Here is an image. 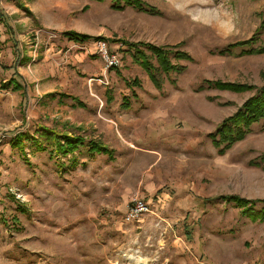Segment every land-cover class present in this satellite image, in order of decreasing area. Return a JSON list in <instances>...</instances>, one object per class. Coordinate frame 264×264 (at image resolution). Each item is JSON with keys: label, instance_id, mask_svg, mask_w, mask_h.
<instances>
[{"label": "rangeland", "instance_id": "1", "mask_svg": "<svg viewBox=\"0 0 264 264\" xmlns=\"http://www.w3.org/2000/svg\"><path fill=\"white\" fill-rule=\"evenodd\" d=\"M141 1L159 14L111 0H0L8 16L0 85L15 75L25 86L0 88V264H264V221L222 199H264V126L223 154L208 136L255 89L204 82L264 84V54L222 52L253 36V48L264 45V0ZM194 11L210 13L219 29ZM65 31L106 37L120 63L107 69L102 41L77 43ZM123 41L183 50L193 61L173 58L185 68L166 74L143 48L157 89ZM19 132L42 148L12 146ZM42 133L80 135L112 154L81 146L73 163ZM139 197L150 212L124 221Z\"/></svg>", "mask_w": 264, "mask_h": 264}, {"label": "trees", "instance_id": "2", "mask_svg": "<svg viewBox=\"0 0 264 264\" xmlns=\"http://www.w3.org/2000/svg\"><path fill=\"white\" fill-rule=\"evenodd\" d=\"M97 2H103L105 0H94ZM112 8L121 9L126 6H130L134 9L144 11L152 15H158L159 11L151 7L141 0H111ZM0 20L8 25V16L4 13L0 7ZM68 40L83 43L86 41L93 40L95 42L107 41L108 39L103 36H91L88 34L76 32V31H65L62 33ZM254 36L246 39L239 40L234 43L226 45L222 51L225 54L232 52L233 50H239L240 55H259L264 54V45L253 48ZM123 45H126L132 49L131 58L132 61L137 63L143 70L146 71L150 81L155 85L157 89L161 88V83L155 75V67L151 64L148 55L145 53L143 48L149 50L152 56L156 59L158 69L168 74L170 72L180 73L184 70V66L173 63L175 61H193L192 56L183 50L165 49L164 47L156 46L153 44H142V43H128L123 41ZM180 44L175 45L178 48ZM118 73V72H117ZM207 87H212L218 90H228L233 92H243L247 90L255 89V93L249 97L232 115L224 118L215 128V130L208 136L211 139L213 146L217 149L219 154H223L235 143L244 139V137L251 131L254 124L262 123L264 126V84L260 87L246 83L237 82H223L221 80H204ZM129 83V82H128ZM137 85V80L130 82ZM2 89H11L13 91L24 92L25 86L21 84L15 77H11L7 82L0 85ZM201 88V87H200ZM50 96H54L51 94ZM61 97L69 98L72 102V106L84 107V103L76 96H67L64 94ZM61 101V100H59ZM125 105V104H124ZM46 140H53L52 150L60 155L69 156L70 162L76 161L75 151L81 146H86L90 154H97L99 152L106 154L108 157L112 154V151L103 145L89 141L86 143L84 138L80 135H70L68 133L61 134L60 136L53 133H42ZM40 135V136H41ZM32 141L35 144V148L38 146L42 148V145L37 142V139L30 136L27 132H19L11 139V145L17 147L24 152L25 142ZM261 160H264V156H261ZM222 199L234 204L240 209V213L243 217H246L251 222H263L264 221V199L250 200L238 196H225ZM256 207H260L256 209ZM18 224L17 222H15Z\"/></svg>", "mask_w": 264, "mask_h": 264}, {"label": "built area", "instance_id": "3", "mask_svg": "<svg viewBox=\"0 0 264 264\" xmlns=\"http://www.w3.org/2000/svg\"><path fill=\"white\" fill-rule=\"evenodd\" d=\"M104 50L102 51V57L105 62V66L107 69L118 66L120 63V57L112 52H108L105 48L104 42L101 44ZM150 204L143 197L135 198L127 207L124 213V221L131 222L141 217L146 213L150 212Z\"/></svg>", "mask_w": 264, "mask_h": 264}, {"label": "bare ground", "instance_id": "4", "mask_svg": "<svg viewBox=\"0 0 264 264\" xmlns=\"http://www.w3.org/2000/svg\"><path fill=\"white\" fill-rule=\"evenodd\" d=\"M171 1L175 4L181 5L182 7L194 6L193 4H189L188 0H171ZM192 15H194L197 20L211 22L212 25H214L215 27H217L219 29V24H218L219 21H217V19L213 18L210 13H204V12H199V11L195 12L194 11V12H192Z\"/></svg>", "mask_w": 264, "mask_h": 264}, {"label": "crops", "instance_id": "5", "mask_svg": "<svg viewBox=\"0 0 264 264\" xmlns=\"http://www.w3.org/2000/svg\"><path fill=\"white\" fill-rule=\"evenodd\" d=\"M15 72H16V71H15ZM15 72H14V73H15ZM17 73H18V72H17ZM18 74H19V73H18ZM11 77H15V75H14V76H11ZM11 77H10V78H11ZM10 78H9V79H10ZM15 79H16V78H15ZM17 81H18V80H17Z\"/></svg>", "mask_w": 264, "mask_h": 264}]
</instances>
